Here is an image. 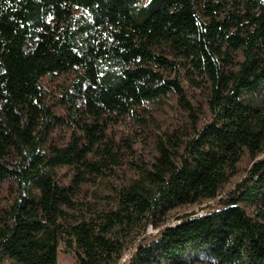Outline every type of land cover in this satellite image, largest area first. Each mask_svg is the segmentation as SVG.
<instances>
[{"label":"trees","instance_id":"1","mask_svg":"<svg viewBox=\"0 0 264 264\" xmlns=\"http://www.w3.org/2000/svg\"><path fill=\"white\" fill-rule=\"evenodd\" d=\"M171 97L187 120L156 133ZM127 121L151 162H128L134 142L113 132ZM262 154L264 0H0V264H58L61 247L119 264L138 238L126 264H264ZM246 156L218 208L161 228L218 198Z\"/></svg>","mask_w":264,"mask_h":264},{"label":"rangeland","instance_id":"2","mask_svg":"<svg viewBox=\"0 0 264 264\" xmlns=\"http://www.w3.org/2000/svg\"><path fill=\"white\" fill-rule=\"evenodd\" d=\"M44 83L52 91L54 84L50 83V81L46 79ZM183 84L188 90L189 98L192 104L199 110V125L209 121V111L205 104L204 97L201 95V92L192 88L187 81H183ZM152 115L153 119H151V122L156 128V133L158 132L159 134L163 130L182 126L187 120L184 115V112L178 106L177 99L175 97H171L163 108L154 109ZM136 128L137 127L132 122L127 121L116 126L113 129V132L116 134L117 137L129 138L134 142V152H129L131 153V155L128 157V162H134L139 158H141L145 162H151L155 154L153 138L147 133V131L137 132L135 130ZM68 135V131L63 130L57 132L56 135H54V138L55 140L60 141L62 138L68 137ZM263 157L264 154L258 156L255 160L261 159ZM252 163L253 160L249 156H246L238 167V173L234 177L230 178L222 186L218 198H216L215 200L204 201L201 204L179 207L174 210H171L168 213L167 219L164 224H162L161 228L167 225H175L179 222L180 218L189 214L202 215L213 209L218 208V203L220 199H224L232 190H234L237 184H239L242 180L246 178L248 170L251 167ZM117 172V175L112 178L113 182L117 184L126 183L129 177L132 175L131 166L127 162H125L123 164V167ZM64 173L65 170H62L61 174L63 175ZM160 229H154L152 226H150L146 233L148 241H152L154 238H156ZM139 242L140 239L138 238L133 243V245H131L130 248L126 251V254L124 256L132 254L135 248L138 246ZM58 264H77L76 254H65L63 247H61L58 255Z\"/></svg>","mask_w":264,"mask_h":264},{"label":"built area","instance_id":"3","mask_svg":"<svg viewBox=\"0 0 264 264\" xmlns=\"http://www.w3.org/2000/svg\"><path fill=\"white\" fill-rule=\"evenodd\" d=\"M130 257H131V254H130V255H127V256H124V257L121 259V261H120L119 264H126L127 261L130 259Z\"/></svg>","mask_w":264,"mask_h":264}]
</instances>
